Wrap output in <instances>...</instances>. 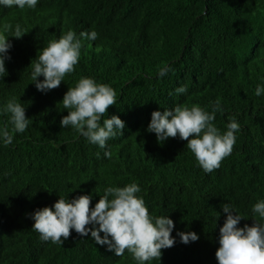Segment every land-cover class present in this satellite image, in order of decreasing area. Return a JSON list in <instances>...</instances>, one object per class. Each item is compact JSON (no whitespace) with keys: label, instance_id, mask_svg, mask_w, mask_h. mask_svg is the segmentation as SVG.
<instances>
[{"label":"trees","instance_id":"obj_1","mask_svg":"<svg viewBox=\"0 0 264 264\" xmlns=\"http://www.w3.org/2000/svg\"><path fill=\"white\" fill-rule=\"evenodd\" d=\"M5 23L12 31L4 32ZM17 24L28 30L21 38L11 36ZM68 30L98 36L81 38L75 71L41 92L31 62ZM0 33L12 44L0 77V128L12 129L2 109L13 97L30 119L11 144L0 140V264H139L127 250L118 257L97 244L90 232L73 229L62 244L44 241L31 219L60 196L91 195L94 207L108 187L131 182L150 215H167L175 224L174 246L145 264H218L223 204L243 216L239 227L251 226L254 215L264 223L253 213L264 200V93L255 95L264 87V0H38L35 8L0 5ZM164 65L171 70L161 77ZM81 77L117 93L102 119L118 115L125 127L106 148L61 127L68 114L63 96ZM180 86L187 91L177 94ZM217 98L222 110L215 125L224 132L234 118L240 129L231 155L211 173L187 141L177 136L160 143L147 131L154 110L198 104L211 111ZM191 231L199 239L182 243L178 233Z\"/></svg>","mask_w":264,"mask_h":264},{"label":"clouds","instance_id":"obj_2","mask_svg":"<svg viewBox=\"0 0 264 264\" xmlns=\"http://www.w3.org/2000/svg\"><path fill=\"white\" fill-rule=\"evenodd\" d=\"M37 2L0 0V5L24 9L35 8ZM3 29L10 32L12 25L5 23ZM27 32L17 24L11 36L21 38ZM97 36L94 30L82 31L79 37L73 30H68L59 39L50 40L40 51L38 60L31 62V79L37 90L46 92L58 88L64 77L75 71L81 55V38L94 41ZM11 47L8 36L0 33V77L6 74L5 60L10 59L7 54ZM170 70L169 66L164 65L159 68L158 74L163 77ZM39 76L44 79L38 80ZM175 91L182 94L187 88L180 86ZM262 93L264 87L257 86L255 95ZM116 97L115 89L109 84L97 83L91 77H81L63 96V108L68 110V114L62 117L61 127L71 126L90 143L106 148V142L117 135V130L123 135L125 127L118 115L102 119L109 107L116 104ZM221 110L219 98L211 111L198 104H177L163 112L154 110L147 131L154 132L160 143L177 136L187 141V148L194 154L199 166L206 173H211L231 155L236 143L235 133L240 129L239 123L230 118L227 130L221 132L214 123L217 111ZM2 112L10 114L12 125L11 131L7 127L0 128V140L7 146L12 143L14 133H23L27 129L30 119L25 114V107L15 97L8 100ZM104 155L110 158L111 152L105 151ZM140 191L135 182L123 187H108L94 207L91 206V195H79L71 200L60 196L52 207L38 208L31 214L34 220L32 228L40 233L42 240H50L54 244H62L73 229L81 236H87L90 232L97 244L107 245L108 250L114 251L118 257L127 250L139 264L160 261L162 249L175 244V238L171 235L175 224L167 215H150L145 201L137 195ZM222 207L227 216L219 230V247L215 253L218 264H264V223L254 215L251 226L246 224L239 227L243 216L238 213L234 215L229 203ZM253 213L264 220V200L253 205ZM178 235L185 244L199 239L194 231L179 232Z\"/></svg>","mask_w":264,"mask_h":264}]
</instances>
